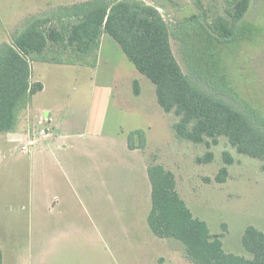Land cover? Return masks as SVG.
Listing matches in <instances>:
<instances>
[{"label":"rangeland","instance_id":"rangeland-1","mask_svg":"<svg viewBox=\"0 0 264 264\" xmlns=\"http://www.w3.org/2000/svg\"><path fill=\"white\" fill-rule=\"evenodd\" d=\"M78 1L84 0H0V43L28 17ZM140 1L157 7L172 28L177 38L172 36L171 46L182 71L204 89L225 91L264 125V0L251 1L237 37L227 42L208 37L204 29L217 17L228 18V0H201L203 12L192 0ZM31 70V80L44 86L31 98V111L52 112L50 131L66 135L62 144L71 145L66 157L77 160L88 198L82 207L55 200V193L69 189L70 178L78 179L69 167L55 164L63 154L29 160L19 152L16 143L45 126L36 125L26 108L13 132L19 135L3 138L14 141L13 154L0 165V251L6 264H15L16 257H29L30 264H182L181 244L157 241L146 224V170L155 164L173 173L180 198L211 235L221 236L224 252L248 258L240 242L244 229L264 232L260 160L237 153L224 137L209 148L176 138L172 125L179 117L161 109L154 85L108 34L100 39L95 65L33 62ZM134 80L139 95L133 93ZM139 129L145 147L130 153L127 135ZM208 151L213 160L197 163ZM224 153L231 165L224 163ZM222 167L228 174L220 184L214 178Z\"/></svg>","mask_w":264,"mask_h":264},{"label":"trees","instance_id":"trees-1","mask_svg":"<svg viewBox=\"0 0 264 264\" xmlns=\"http://www.w3.org/2000/svg\"><path fill=\"white\" fill-rule=\"evenodd\" d=\"M192 1L204 11L201 0ZM251 1L228 0V18L208 23L206 35L215 36L217 42L235 39ZM197 18L204 21L201 15ZM171 30L157 7L140 0H84L28 17L0 43V133L16 130L20 114L43 88L31 81L33 62L95 65L100 38L108 34L136 71L154 85L161 109L179 117L172 125L176 138L209 148L224 137L237 153L260 160L264 171V125L245 105L227 98L225 91L204 89L182 71L173 54L171 38L177 37ZM133 93L139 95L137 81ZM126 142L129 150L143 149L145 132L128 133ZM212 160L208 151L196 162ZM223 160L233 163L228 153ZM146 174L150 186L146 224L155 238L180 243L182 257L190 264H264V232L253 226L244 229L240 242L248 258L225 253L221 236L211 235L207 224L194 218L180 198L173 173L155 164L147 167ZM227 174L226 167L220 168L215 182L224 183ZM1 259L0 251V264Z\"/></svg>","mask_w":264,"mask_h":264},{"label":"crops","instance_id":"crops-1","mask_svg":"<svg viewBox=\"0 0 264 264\" xmlns=\"http://www.w3.org/2000/svg\"><path fill=\"white\" fill-rule=\"evenodd\" d=\"M102 36H101V38H102ZM99 47H100V44H99ZM98 51H99V49H98ZM31 78H32V75H31ZM134 81H136V80H134ZM32 82H38V81L33 80ZM42 87L43 88H42V90L40 92H42L44 90L43 84H42ZM27 108H28V110H30L31 115L33 116V119H34L36 125L40 124V122H42V121H45V125L48 128L49 127L51 128V126H50L51 123L55 122L53 120L52 112H50L49 110H41L40 112L34 114L31 111L30 103H29ZM45 112L48 113V118H46L44 116ZM139 130H141V129H139ZM33 131H34V133H36V130H33ZM11 135L12 136H18L19 134H17V133H15V134L14 133H10V134H8V133H0V165L2 163V160H3L4 156L7 157V155L11 156L13 154V152H12L13 150H12V147H10V145H12L14 143V141H11V140L9 141V140L3 139L6 136L9 137ZM23 139H25V138L23 137ZM65 139H67L66 135H64L62 133L52 134L51 131H50V135H48L47 137H45L43 139H40L37 144H35L33 147H31L28 156H29V160H31V159L34 160V159L38 158V155L42 156V155H44L46 153H50V154L54 155V154H56V151H58L60 156H62V154H63L64 157H60V158H55L54 159L55 164L56 165H58V164L64 165L66 168L69 167L71 172L74 174V177L77 176L78 179H74V181L72 182V180L70 178L68 183H67V179H65L69 189L61 191L59 193H55L54 198H55V200L57 198H64L63 202L66 203V204H71L72 201L73 202H77V204L80 207H82V204L84 205V199L88 198V192L85 189V180L83 179L81 174H78V171L76 170L77 166L75 164H77V160H73L72 161V159L66 157L67 156V150H68V148L71 147V145L62 144V141L65 140ZM16 144L18 145L17 148L19 149V152H21L20 146H21L22 143L20 144V143L17 142ZM126 147H127V145H126ZM127 150L130 153L137 151V150H129L128 147H127ZM21 154H27V153H21ZM74 167H76V168H74ZM146 177H147V174H146ZM67 178H69V177H67ZM148 200L150 201L149 198H148ZM55 203H56V201H55ZM122 206H124V205H122ZM148 212H149V210H148ZM148 212L145 211V215L146 216H147ZM158 240H159V242H161L163 239H157V241ZM151 242H153V239H151ZM164 242H167V241L164 240ZM4 258L5 257L2 254L1 264H6ZM180 260H181L180 262L182 264H183V262L186 263L185 259L182 256L180 257ZM30 261H31V259L29 257H22V258L16 257V259L14 260L15 264H30ZM162 264H167V261H164Z\"/></svg>","mask_w":264,"mask_h":264},{"label":"built area","instance_id":"built-area-1","mask_svg":"<svg viewBox=\"0 0 264 264\" xmlns=\"http://www.w3.org/2000/svg\"><path fill=\"white\" fill-rule=\"evenodd\" d=\"M43 123H45V121L40 122V125ZM48 135H50V129L46 125L39 129L36 133H33V135L28 133L25 137L26 139H24V142L20 146L21 152L29 154L31 147L37 144L40 139H43Z\"/></svg>","mask_w":264,"mask_h":264}]
</instances>
